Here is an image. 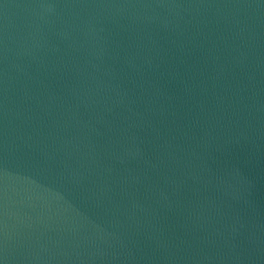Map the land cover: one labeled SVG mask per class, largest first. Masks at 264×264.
Listing matches in <instances>:
<instances>
[{
  "label": "water",
  "instance_id": "water-1",
  "mask_svg": "<svg viewBox=\"0 0 264 264\" xmlns=\"http://www.w3.org/2000/svg\"><path fill=\"white\" fill-rule=\"evenodd\" d=\"M0 264H264V0H0Z\"/></svg>",
  "mask_w": 264,
  "mask_h": 264
}]
</instances>
